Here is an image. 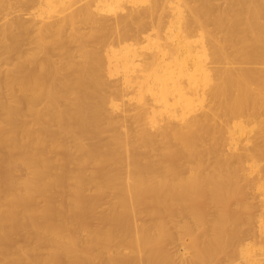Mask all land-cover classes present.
<instances>
[{
  "label": "bare ground",
  "instance_id": "bare-ground-1",
  "mask_svg": "<svg viewBox=\"0 0 264 264\" xmlns=\"http://www.w3.org/2000/svg\"><path fill=\"white\" fill-rule=\"evenodd\" d=\"M0 264H264V0H0Z\"/></svg>",
  "mask_w": 264,
  "mask_h": 264
}]
</instances>
